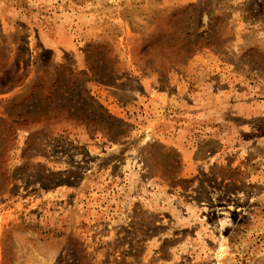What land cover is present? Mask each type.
Listing matches in <instances>:
<instances>
[{"label":"rangeland","instance_id":"rangeland-1","mask_svg":"<svg viewBox=\"0 0 264 264\" xmlns=\"http://www.w3.org/2000/svg\"><path fill=\"white\" fill-rule=\"evenodd\" d=\"M0 264H264V0H0Z\"/></svg>","mask_w":264,"mask_h":264},{"label":"trees","instance_id":"trees-1","mask_svg":"<svg viewBox=\"0 0 264 264\" xmlns=\"http://www.w3.org/2000/svg\"><path fill=\"white\" fill-rule=\"evenodd\" d=\"M102 114V113H99V115ZM18 118H16V120L14 119V121H17Z\"/></svg>","mask_w":264,"mask_h":264}]
</instances>
